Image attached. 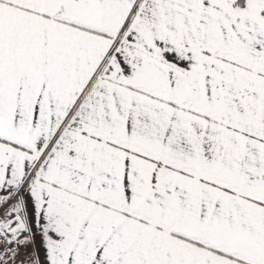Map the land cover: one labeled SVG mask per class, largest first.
<instances>
[{"label":"snow or ice","instance_id":"1","mask_svg":"<svg viewBox=\"0 0 264 264\" xmlns=\"http://www.w3.org/2000/svg\"><path fill=\"white\" fill-rule=\"evenodd\" d=\"M0 264H264V0H0Z\"/></svg>","mask_w":264,"mask_h":264}]
</instances>
